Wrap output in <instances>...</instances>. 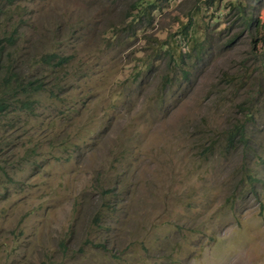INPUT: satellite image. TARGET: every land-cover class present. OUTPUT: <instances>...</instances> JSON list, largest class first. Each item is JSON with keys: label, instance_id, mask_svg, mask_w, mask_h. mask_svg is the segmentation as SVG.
I'll use <instances>...</instances> for the list:
<instances>
[{"label": "rangeland", "instance_id": "rangeland-1", "mask_svg": "<svg viewBox=\"0 0 264 264\" xmlns=\"http://www.w3.org/2000/svg\"><path fill=\"white\" fill-rule=\"evenodd\" d=\"M8 72L0 264H264V0H0Z\"/></svg>", "mask_w": 264, "mask_h": 264}, {"label": "trees", "instance_id": "trees-1", "mask_svg": "<svg viewBox=\"0 0 264 264\" xmlns=\"http://www.w3.org/2000/svg\"><path fill=\"white\" fill-rule=\"evenodd\" d=\"M156 5H141V10H143V14L147 9H153ZM232 10L237 11V15L247 19L248 12L246 11V7L243 4L236 3L232 4ZM30 86L32 84L27 82V80L19 78L18 73L15 72H8L7 78L4 79L0 83V109L2 112H5L6 109H10L11 107H22L27 106L29 110L33 108L30 107L29 104L27 105H19L16 103L15 97L20 94L28 95L31 93ZM240 132L244 133V125L241 126Z\"/></svg>", "mask_w": 264, "mask_h": 264}, {"label": "clouds", "instance_id": "clouds-1", "mask_svg": "<svg viewBox=\"0 0 264 264\" xmlns=\"http://www.w3.org/2000/svg\"><path fill=\"white\" fill-rule=\"evenodd\" d=\"M41 86H42V84H41ZM17 96H18L19 98L22 99V98H24L26 95H24V94H20V95H17ZM27 104H29L30 107L33 108V104H32L31 102L23 103V104H20V105H27ZM22 107H25L27 110H29L27 106H22ZM30 111H31V110H30ZM50 153H51V152H50ZM52 154H53V153H52ZM38 156H39L41 159H43L42 161L45 162V163H47V164L49 165V167H53V168L55 169V173H61L63 170H65V169L67 168V165H66V163H65L64 161H62V160L59 159L58 157H56V159L53 160V159L47 157L46 155H44L43 152H38V153L36 154V156H34V157L32 158V160H33L35 163L38 161V159L36 158V157H38Z\"/></svg>", "mask_w": 264, "mask_h": 264}]
</instances>
